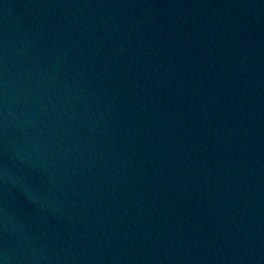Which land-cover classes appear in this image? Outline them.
Instances as JSON below:
<instances>
[{
    "label": "water",
    "instance_id": "obj_1",
    "mask_svg": "<svg viewBox=\"0 0 264 264\" xmlns=\"http://www.w3.org/2000/svg\"><path fill=\"white\" fill-rule=\"evenodd\" d=\"M0 264H264V0H0Z\"/></svg>",
    "mask_w": 264,
    "mask_h": 264
}]
</instances>
